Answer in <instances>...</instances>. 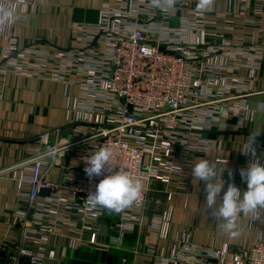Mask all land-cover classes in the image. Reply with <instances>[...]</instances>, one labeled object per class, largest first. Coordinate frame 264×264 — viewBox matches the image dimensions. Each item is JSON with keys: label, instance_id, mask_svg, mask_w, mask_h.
I'll use <instances>...</instances> for the list:
<instances>
[{"label": "built area", "instance_id": "2783aa9c", "mask_svg": "<svg viewBox=\"0 0 264 264\" xmlns=\"http://www.w3.org/2000/svg\"><path fill=\"white\" fill-rule=\"evenodd\" d=\"M240 2L243 13L246 4L253 2V20L258 23L263 18L264 26V0ZM185 3L119 0L114 6L106 4L100 9L97 23L74 24L76 47L51 51L38 43L21 45L11 31L15 23L28 21L30 13L35 12L36 0H0V34L7 41L0 50V72L26 77L38 74L42 79L76 84L80 90L81 107L75 110L82 115L42 131L37 149L22 163L30 165L27 198L28 206L34 207V223L41 224L51 216L54 204L72 205L78 207L81 229L90 233L88 242L107 247L99 242L93 227L105 208L93 206L88 197L110 173L89 178L84 172L89 156L101 146H108L113 153V172L120 169L141 183V198L121 210L117 223L122 234L133 232L152 183L164 181L173 191L189 185L192 155L204 153L210 146L204 135L222 127L223 119L235 111L228 105L229 99L240 98L239 110L249 111L246 93L237 92V88L243 89V82L228 74L233 67L220 70L198 64L221 49L205 50L202 43L180 38L178 30L171 27L172 16ZM206 14L201 9L189 10L182 25L187 31L196 30ZM222 16L230 19L236 15ZM249 24L253 26L252 21ZM50 148L55 149V157L45 155ZM58 165L73 167L79 175L65 172L62 183H53L48 173ZM44 189H62L68 198L64 202L52 198L51 193L42 195ZM21 216L14 222L17 227H23L21 221H26L25 215ZM41 229L52 232L46 227ZM23 238L34 240L28 234ZM121 239L114 243H121ZM1 250L6 255L0 264H42L46 257L56 256L54 250L45 254L21 246L14 251L5 243ZM168 264H264V238L253 240L243 254H233L227 247H203L187 239Z\"/></svg>", "mask_w": 264, "mask_h": 264}, {"label": "crops", "instance_id": "0c3cea01", "mask_svg": "<svg viewBox=\"0 0 264 264\" xmlns=\"http://www.w3.org/2000/svg\"><path fill=\"white\" fill-rule=\"evenodd\" d=\"M118 3L119 0H36L35 12L30 13L28 21L15 23L11 31L21 45L38 43L51 51L76 47L74 24H95L104 5ZM199 3L200 0H186L172 16L170 25L178 30L180 38L202 43L205 50L221 49L202 58L198 64L220 70L233 67L228 74L243 82V89L237 88V92L246 93L244 98L249 111L239 110L240 98L229 99L228 105L235 107L234 113L223 119L222 127L204 135L210 146L204 153L192 155L193 165L206 159L215 168L217 179L222 176L225 188L231 182L244 190L246 184L239 170L255 160L264 162L263 18L258 23L253 20L256 19L253 2L246 4V13L240 0H210L206 8L198 7ZM192 9H201L207 14L200 28L187 31L182 19ZM225 14L236 16L226 19L222 16ZM226 41L230 44L224 46ZM6 43L0 34V50ZM79 94L76 84L42 79L38 74L26 77L0 72V259L6 255L1 250L5 243L14 251L20 246L45 254L54 250L55 258L46 257L42 264H168L187 239L203 247H227L233 254H243L250 249L253 240L264 238V210L253 219L252 214L241 213L234 229H222L223 221L213 216L206 206L204 182L194 180L191 172L186 174L189 185L178 191L170 189L164 181L150 185L141 220L133 232H120L117 223L121 211L104 209L102 218L93 222V227L99 242L107 247L88 242L90 233L81 229L83 221L77 215L78 207L72 205L54 204L51 216L41 224L34 223V207L28 206L27 198L31 170L30 165L22 163L37 149L42 131L65 125L82 115L76 111L81 107ZM239 113L244 116L240 117ZM253 131L260 132L251 144L254 156L248 145ZM65 172L79 175L73 167L64 169L58 165L51 168L48 179L62 183ZM47 190L49 192L42 195L51 193L52 198L66 202V191ZM21 215H25L26 221H21L23 227H17L14 222L20 220ZM25 234L34 236V240L26 241ZM121 237V243H114Z\"/></svg>", "mask_w": 264, "mask_h": 264}, {"label": "clouds", "instance_id": "9594fccd", "mask_svg": "<svg viewBox=\"0 0 264 264\" xmlns=\"http://www.w3.org/2000/svg\"><path fill=\"white\" fill-rule=\"evenodd\" d=\"M209 3L210 0H200L198 7L206 8ZM259 133L253 131L249 134V152L253 156L255 152L251 144ZM45 155L55 157V149H48ZM112 158L111 149L108 146H101L86 159L84 172L89 178L101 176L104 172L110 173L97 183L95 192L88 198L93 206L99 205L118 213L141 198L142 185L127 172L120 169L113 172V165H110ZM191 174L194 180L204 182L206 206L213 216L223 221L221 228L224 230L230 231L235 228L239 214H252L253 219L264 210V162L255 160L239 170L241 180L246 184L244 190L231 182L225 188L222 176L217 179L215 168L206 159L195 163L191 167ZM228 175L231 178V171Z\"/></svg>", "mask_w": 264, "mask_h": 264}, {"label": "water", "instance_id": "95a60500", "mask_svg": "<svg viewBox=\"0 0 264 264\" xmlns=\"http://www.w3.org/2000/svg\"><path fill=\"white\" fill-rule=\"evenodd\" d=\"M48 192H49V190H47V189H44L41 191V193H48Z\"/></svg>", "mask_w": 264, "mask_h": 264}]
</instances>
